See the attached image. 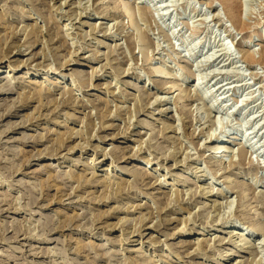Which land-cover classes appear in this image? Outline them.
<instances>
[{
    "label": "rangeland",
    "instance_id": "obj_1",
    "mask_svg": "<svg viewBox=\"0 0 264 264\" xmlns=\"http://www.w3.org/2000/svg\"><path fill=\"white\" fill-rule=\"evenodd\" d=\"M137 1L0 0V264H264V0Z\"/></svg>",
    "mask_w": 264,
    "mask_h": 264
},
{
    "label": "bare ground",
    "instance_id": "obj_2",
    "mask_svg": "<svg viewBox=\"0 0 264 264\" xmlns=\"http://www.w3.org/2000/svg\"><path fill=\"white\" fill-rule=\"evenodd\" d=\"M136 2H138L137 0H136ZM222 2H223V4H224V6L226 7V10H227V13H228V15H230L231 16V21L232 20H234V22H239V19H238V15H237V11H234L233 10V1L232 0H222ZM121 3H123V2H121ZM127 3V2H126ZM126 3H123L122 4V6H123V10H124V13L127 15V18L130 20V21H133V19H134V14L132 13V11H131V9L128 7V5L126 4ZM85 6V5H84ZM241 7H242V4L240 5ZM138 7V6H137ZM52 9V8H51ZM140 9V8H139ZM139 12V11H138ZM143 12V11H142ZM144 13V12H143ZM53 15V12H47V14H46V18H45V21L44 22H46V24H48V26H49V29L51 28V26H53V25H55V21H54V19H53V17H52V15ZM48 30V29H47ZM50 31V30H49ZM263 52V51H262ZM263 56V55H262ZM244 59L246 60V61H249V62H254V61H256L255 60V57H254V55L251 53V52H248V51H244ZM14 68V67H13ZM1 69V68H0ZM7 69L9 70L8 71V73H11V71H13L14 69H11V66L9 65L8 67H7ZM0 73H3V72H1L0 71ZM5 73V72H4ZM154 73L155 72H153L152 71V76H154ZM46 80V79H45ZM54 81H57V79H55ZM36 84H40V82H37L36 80L35 81H31L30 82V85H36ZM36 87H40V86H36ZM174 87H175V85H173V89H174ZM34 88V87H33ZM43 90H45V88L43 89ZM182 98V97H181ZM186 98V97H185ZM218 140H220V139H218ZM227 142V140L225 141V143ZM225 143H221V144H225ZM221 144H219L218 143V141H217V143L215 144V146H214V148L212 147V151H213V149H214V154H220V153H223V149H225L224 147H220V145ZM85 146V145H84ZM185 153V152H184ZM241 153V152H240ZM106 172H108L109 170L108 169H106L105 170ZM155 172H151V170H149V169H147V168H145V169H143L142 170V174H140L142 177H143V179H144V184H145V186H147L148 188H150V189H155V181L153 182V180H155V176L153 175L154 173H156V170H154ZM158 181V180H157ZM157 185V184H156ZM208 185H210V184H208ZM211 189V188H210ZM209 190V189H208ZM207 190V191H208ZM205 192H204V195L205 194H209V196L208 197H212L213 198V195H212V190L210 191L209 190V192H206V190H204ZM212 192V193H211ZM167 194V193H166ZM163 195V196H162ZM161 196L162 197H164L165 196V193H163V194H161ZM205 196H207V195H205ZM165 198V197H164ZM163 198V199H164ZM166 198H167V196H166ZM165 198V199H166ZM160 199V198H159ZM162 201V200H161ZM233 201V200H232ZM171 223H173V221L171 222ZM183 230H180V234H181V232H182ZM173 235H175V237L176 238H179L180 237V235L179 234H173ZM215 236V235H214ZM239 237L242 239L243 237H245V234L244 233H241V234H239ZM222 240V239H221ZM240 242H242V241H240ZM189 244H191V243H189V242H187V245H189ZM195 245V244H194ZM196 246V245H195ZM201 246V245H200ZM243 245H241V246H239V247H241V249L244 247H242ZM197 247H199V244H197ZM248 247V246H247ZM198 249V248H197Z\"/></svg>",
    "mask_w": 264,
    "mask_h": 264
}]
</instances>
